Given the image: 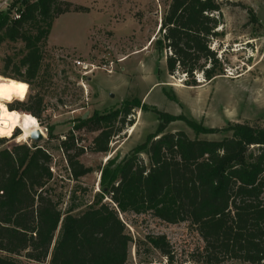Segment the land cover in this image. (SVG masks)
Here are the masks:
<instances>
[{
	"label": "trees",
	"instance_id": "obj_1",
	"mask_svg": "<svg viewBox=\"0 0 264 264\" xmlns=\"http://www.w3.org/2000/svg\"><path fill=\"white\" fill-rule=\"evenodd\" d=\"M222 8L221 0L169 1L151 43L168 76L181 74L186 86L195 87L196 76L209 83L223 75V64L211 49L222 37ZM85 11L61 0H22L17 9L0 11V46L21 42L17 70L24 69L23 75H0L31 85L39 76L53 21ZM41 103L36 95L30 104L15 101L6 107L38 121ZM138 107V102L125 101L115 113L95 114L75 129L97 133L89 151L105 154L110 138L121 129L114 131V123L124 126ZM153 113L156 131L120 161L106 162L99 193L77 215H63L51 194L52 157L47 150L36 144L7 146L0 137V264H128L131 239L119 214L129 213L150 214L170 225L187 223L203 242L196 263L264 264V130L245 124L203 128ZM179 119L196 134L222 137L199 140L183 132L165 133ZM18 135L16 131L11 138ZM59 149L73 179L90 173L78 162L84 148L75 145L72 135ZM148 242L171 261L164 237Z\"/></svg>",
	"mask_w": 264,
	"mask_h": 264
},
{
	"label": "rangeland",
	"instance_id": "obj_2",
	"mask_svg": "<svg viewBox=\"0 0 264 264\" xmlns=\"http://www.w3.org/2000/svg\"><path fill=\"white\" fill-rule=\"evenodd\" d=\"M21 1L1 0L0 11L17 9ZM61 1L86 11L66 13L53 21L43 47L39 76L31 85L25 83L23 99L11 102L30 104L36 95L41 98L38 121L22 114L21 125L31 129L37 126L43 139L30 141L20 128L4 139L7 146L36 144L51 155L49 186L63 215L85 211L100 191V173L106 162L120 161L156 131L154 110L193 121L203 128L245 124L264 130V0H221L222 37L211 44V49L223 64L224 73L209 83L196 76L195 87L186 86L187 79L181 74L168 76L164 59L159 58L151 44L170 0ZM22 48L21 42H4L0 46V74H24V69L17 70ZM7 60L10 61L6 67ZM76 62L81 66L77 67ZM125 101L139 104L126 119L130 123L122 127L114 123V131L121 129L110 138L107 153L90 152L97 133L86 127L75 128L95 114L115 113ZM7 103L6 106L11 104ZM25 116L29 117L27 122ZM184 120L171 122L165 133L183 132L190 139L199 140L222 137L196 134ZM16 131L19 135L11 138ZM68 135L73 136L77 147L84 148L78 162L90 170L77 180L70 176L64 152L59 149ZM142 159L147 162L145 156ZM119 218L131 239L128 264H202L194 260L198 259L203 242L187 223L170 225L150 214H119ZM155 237L165 238L171 261L150 246L148 239Z\"/></svg>",
	"mask_w": 264,
	"mask_h": 264
},
{
	"label": "clouds",
	"instance_id": "obj_3",
	"mask_svg": "<svg viewBox=\"0 0 264 264\" xmlns=\"http://www.w3.org/2000/svg\"><path fill=\"white\" fill-rule=\"evenodd\" d=\"M26 89L27 85L25 83L14 82L12 80L0 83V101L11 103L13 97L23 99ZM16 117L17 113L15 111L9 113L6 110V105L4 103H0V121L7 122L5 131L8 130V126H10L11 123L15 122ZM28 119L29 117L25 116L26 122L28 121Z\"/></svg>",
	"mask_w": 264,
	"mask_h": 264
},
{
	"label": "bare ground",
	"instance_id": "obj_4",
	"mask_svg": "<svg viewBox=\"0 0 264 264\" xmlns=\"http://www.w3.org/2000/svg\"><path fill=\"white\" fill-rule=\"evenodd\" d=\"M8 80H11V79H9V78H4V77H2V76H0V83H4V82H6V81H8ZM13 81V80H12ZM0 103H4L5 104V101H0ZM6 105V104H5ZM6 109H7V107H6ZM8 110V109H7ZM8 112L9 113H11L12 111H9L8 110ZM16 112V111H15ZM17 113V117H16V120H15V122L14 123H11L10 124V126H8V130L7 131H5V127H6V124H7V122H2V121H0V137H5V136H7V135H9V134H11V133H13V131L14 130H16V129H18V128H20L21 129V131H22V133H23V135H29V138H30V134L34 131V130H38V129H36V128H33V129H31L29 126H27V125H21V120H22V117H23V115L21 114V113H18V112H16ZM27 126V127H26ZM40 131V130H39Z\"/></svg>",
	"mask_w": 264,
	"mask_h": 264
},
{
	"label": "water",
	"instance_id": "obj_5",
	"mask_svg": "<svg viewBox=\"0 0 264 264\" xmlns=\"http://www.w3.org/2000/svg\"><path fill=\"white\" fill-rule=\"evenodd\" d=\"M27 127V126H26ZM43 139L42 133L39 130H34L31 134H30V141H34V142H39Z\"/></svg>",
	"mask_w": 264,
	"mask_h": 264
},
{
	"label": "built area",
	"instance_id": "obj_6",
	"mask_svg": "<svg viewBox=\"0 0 264 264\" xmlns=\"http://www.w3.org/2000/svg\"><path fill=\"white\" fill-rule=\"evenodd\" d=\"M0 1H1V0H0ZM15 18H18V15H15ZM75 65H76L77 67H79V66H81V63H80V62H76Z\"/></svg>",
	"mask_w": 264,
	"mask_h": 264
},
{
	"label": "crops",
	"instance_id": "obj_7",
	"mask_svg": "<svg viewBox=\"0 0 264 264\" xmlns=\"http://www.w3.org/2000/svg\"><path fill=\"white\" fill-rule=\"evenodd\" d=\"M61 16H62V15H61ZM61 16H60V17H61ZM55 25H56V24H55ZM55 25H54V26H55Z\"/></svg>",
	"mask_w": 264,
	"mask_h": 264
},
{
	"label": "snow or ice",
	"instance_id": "obj_8",
	"mask_svg": "<svg viewBox=\"0 0 264 264\" xmlns=\"http://www.w3.org/2000/svg\"><path fill=\"white\" fill-rule=\"evenodd\" d=\"M23 98V97H22ZM7 110V109H6ZM8 111V110H7Z\"/></svg>",
	"mask_w": 264,
	"mask_h": 264
}]
</instances>
